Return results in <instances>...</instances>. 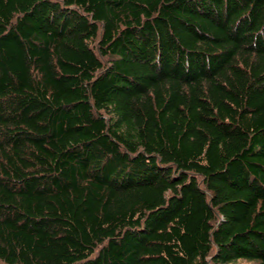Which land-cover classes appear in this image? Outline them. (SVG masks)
<instances>
[{
    "label": "trees",
    "instance_id": "obj_1",
    "mask_svg": "<svg viewBox=\"0 0 264 264\" xmlns=\"http://www.w3.org/2000/svg\"><path fill=\"white\" fill-rule=\"evenodd\" d=\"M242 261L264 0H0V264Z\"/></svg>",
    "mask_w": 264,
    "mask_h": 264
},
{
    "label": "rangeland",
    "instance_id": "obj_2",
    "mask_svg": "<svg viewBox=\"0 0 264 264\" xmlns=\"http://www.w3.org/2000/svg\"><path fill=\"white\" fill-rule=\"evenodd\" d=\"M238 264H253L252 262H245V261H242V262H239Z\"/></svg>",
    "mask_w": 264,
    "mask_h": 264
},
{
    "label": "bare ground",
    "instance_id": "obj_3",
    "mask_svg": "<svg viewBox=\"0 0 264 264\" xmlns=\"http://www.w3.org/2000/svg\"><path fill=\"white\" fill-rule=\"evenodd\" d=\"M62 2V1H61ZM59 3V2H58ZM99 53V52H98ZM134 152H136V151H134ZM141 152V151H140Z\"/></svg>",
    "mask_w": 264,
    "mask_h": 264
}]
</instances>
